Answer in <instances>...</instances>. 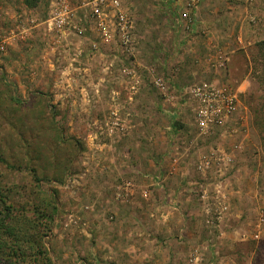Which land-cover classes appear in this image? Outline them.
<instances>
[{
  "label": "rangeland",
  "instance_id": "1",
  "mask_svg": "<svg viewBox=\"0 0 264 264\" xmlns=\"http://www.w3.org/2000/svg\"><path fill=\"white\" fill-rule=\"evenodd\" d=\"M67 1L63 32L59 0H0V183L19 209L55 195V264H152L148 247L167 264H264V0H122L126 45L98 36L88 0ZM204 82L239 100L207 134L187 90ZM218 153L233 166L202 172ZM243 181L252 205L236 216Z\"/></svg>",
  "mask_w": 264,
  "mask_h": 264
},
{
  "label": "built area",
  "instance_id": "2",
  "mask_svg": "<svg viewBox=\"0 0 264 264\" xmlns=\"http://www.w3.org/2000/svg\"><path fill=\"white\" fill-rule=\"evenodd\" d=\"M196 3L198 0H192ZM92 6L94 9L95 24L93 28L99 37L109 41L114 34L119 35L120 41L126 45L130 42L129 32L131 31V19L126 8H123L122 0H88L84 5ZM184 17H189L188 12L183 13ZM74 19V10L67 0H59L58 4L51 10L49 19L50 28L58 31L65 30L66 27L72 26ZM189 22H192L189 17ZM113 23V27H112ZM78 33L84 34L86 27H77ZM93 29V30H94ZM157 81L156 83H158ZM165 89V86L162 87ZM189 96L194 100L196 125L202 134H207L215 128L229 127L231 116L237 110L238 94L227 87H219L211 83H196L188 87ZM223 154H215L199 165L203 172L209 168L221 173L223 168L230 169L233 166L231 157L221 158ZM229 164V165H228ZM213 172V171H212ZM216 204V203H215ZM223 207V208H222ZM226 208V203L220 201V206L214 210L215 218H220ZM262 212V219L264 211Z\"/></svg>",
  "mask_w": 264,
  "mask_h": 264
},
{
  "label": "trees",
  "instance_id": "3",
  "mask_svg": "<svg viewBox=\"0 0 264 264\" xmlns=\"http://www.w3.org/2000/svg\"><path fill=\"white\" fill-rule=\"evenodd\" d=\"M23 1L28 7L41 2ZM257 48L264 57V39L257 42ZM14 190L0 183V264H55L45 245V237L51 234L58 211L55 195L38 196L21 204L19 209L13 201Z\"/></svg>",
  "mask_w": 264,
  "mask_h": 264
},
{
  "label": "crops",
  "instance_id": "4",
  "mask_svg": "<svg viewBox=\"0 0 264 264\" xmlns=\"http://www.w3.org/2000/svg\"><path fill=\"white\" fill-rule=\"evenodd\" d=\"M99 36V35H98ZM101 38V37H100ZM245 167H247V164L245 165V164H243ZM234 166H236V165H234ZM249 166V165H248ZM238 170V171H240V170H242V169H244L243 167H240V166H238L237 168H233V171L234 170ZM248 181H251L249 178H248ZM247 182H244L243 181V185L241 184V186L240 187H238V189H237V192H236V190L234 191V195H233V197L235 196V199H236V203H237V201L240 203V205L242 206L243 205V208H240V209H238L237 207L235 208V211L237 212V214H236V216H238L239 215V213L240 212H238V211H241V213H244V208H247V206H249V205H252V201H251V198L250 197H248L249 196V194L247 193V192H244V191H246V186L249 184V182H248V184H246ZM257 183V182H256ZM254 183L253 185H258V190H259V184L257 183ZM238 190H240V191H238ZM235 192L236 193H238L237 194V196H236V194H235ZM242 192V193H241ZM239 193H241V195L242 196H240L239 195ZM184 195H187L186 193H184ZM257 198H258V196L256 195V194H254ZM237 197V198H236ZM261 197V195H259V198ZM188 199H187V202H189L190 201V197H187ZM258 198V199H259ZM131 217H134V218H132V219H135V220H137L138 219V217H136V215L134 214V211H132L131 212ZM192 230V229H191ZM189 232H193V230L192 231H189ZM194 234V233H193ZM134 247V246H133ZM148 249H150V251H151V256H152V259H151V261H152V264H167L168 263V261H167V258L165 257L164 259H162V258H160V256H161V252L160 251H158V250H161V249H158L156 252L157 253H154L155 252V248L153 249V248H149L148 247ZM188 249V248H187ZM187 249H185L184 247H181V251L180 250H178V252H181L182 254L184 253V254H186L184 251L185 250H187ZM135 250V249H134ZM138 250H141V248H138ZM142 252L143 251H145V250H141ZM173 252H175V251H173ZM150 253V252H149ZM162 253L163 254H165V253H167V250H165V249H163L162 250Z\"/></svg>",
  "mask_w": 264,
  "mask_h": 264
}]
</instances>
